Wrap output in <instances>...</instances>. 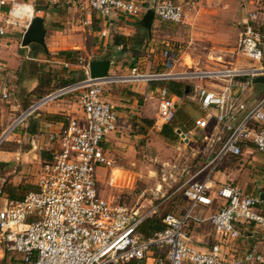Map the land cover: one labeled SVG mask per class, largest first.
<instances>
[{
	"label": "built area",
	"instance_id": "obj_1",
	"mask_svg": "<svg viewBox=\"0 0 264 264\" xmlns=\"http://www.w3.org/2000/svg\"><path fill=\"white\" fill-rule=\"evenodd\" d=\"M237 1L240 31L236 51L253 66L176 73L172 69L178 60L166 50L161 54L159 72L141 73L133 67L126 76L90 79L88 62L77 57L74 64L82 71L81 80L33 100L6 122L0 116L1 147L15 130L25 129L28 119L51 103L73 98L81 113V118L48 126L46 138L51 148L48 156L42 158L32 190L19 199H9L0 186V243L5 252L17 256L19 264H264V254L254 247L235 249L236 241L247 238L239 227L264 231L259 197L227 185L214 188L210 176L220 160L238 157L250 143L260 156L264 179V92L250 105L236 96L249 89L255 77L264 75V0ZM15 5L23 4L0 0V37L5 34L9 19L14 18L11 11ZM87 5L100 16L119 12L138 18L151 10L154 19L171 24L181 23L184 16L183 7L171 0H87ZM175 78L225 83L219 91L193 84L200 110L214 111L217 132L211 143L220 142L212 161L215 164L201 179L194 178L202 170L178 187L187 204L178 215L165 213L156 217L157 205L139 213L138 209L99 197L96 170L112 168L103 143L116 121L112 106L103 99V87L115 81L163 83ZM6 88L0 76L2 101L9 98ZM148 106L157 129L170 123L176 113V101L165 87L157 90L154 103ZM213 204L217 206L214 213L200 219L191 216L193 209ZM154 217L160 218L162 230L141 236L139 226ZM204 222L218 240L201 249L194 244L190 227Z\"/></svg>",
	"mask_w": 264,
	"mask_h": 264
},
{
	"label": "rangeland",
	"instance_id": "obj_2",
	"mask_svg": "<svg viewBox=\"0 0 264 264\" xmlns=\"http://www.w3.org/2000/svg\"><path fill=\"white\" fill-rule=\"evenodd\" d=\"M196 2L199 0L180 2L184 12L182 23L171 25L158 22L156 24L168 33V37L164 38V43H161L162 39L158 38L157 34L141 43L139 49L142 51L151 43V39H153L152 45H155L153 54L146 58L148 73L159 72L157 71L158 64H155V61H158L162 52L166 50L173 53L177 60H180L183 54L194 58L196 63L185 57L184 62L190 67L185 66L182 69L183 73L239 66L237 65L236 40L240 27H235L238 11L235 0H208L207 4L205 0H202L200 4L202 9L200 10ZM17 3L32 4L31 18L41 17L37 11H34L35 9H46L51 5L49 2L40 0L24 2L17 0ZM238 21L239 18L237 25ZM24 24L22 21L10 18L6 25V34L0 37V65L5 71L4 78L10 87L9 99H15V102L20 104L19 107L28 105L30 100L31 102L35 100V96L27 97L28 94H21L18 87L21 83L20 78L24 75V73H20V69L24 66L31 71L35 70L41 73L39 74L42 80L40 91L44 95L73 83L71 80L68 81V77H65L66 74L64 77H55L53 73L58 71L57 64L32 62L22 58L20 51L23 48L20 49L19 45ZM152 55L156 57L153 58ZM246 62L247 66L254 65L252 62ZM206 81V79H201L198 83L205 86ZM37 97L39 98V96ZM4 105L2 103L0 107ZM194 107L197 111L194 118L189 117L183 110L176 111L170 122L176 135L173 140L162 138L159 134L160 129L154 128L147 137L136 142L134 153L114 157L112 159L113 166L119 165L122 168L105 169L102 175L101 171L99 172V182L96 184L98 196L128 209H138L139 213L146 212L157 205L156 217H161L165 213L178 215L184 208L186 209L187 204L180 196L178 187L202 170L194 178L200 179L215 164L212 161L220 147V142L211 143V139L216 137L214 135L217 132L212 118V110L205 113L199 110L197 105ZM187 109L189 110V107ZM36 115L34 114L32 117ZM29 121L26 129L15 130L14 134L19 138L16 139L12 136L0 147V151L15 153L14 156L19 158L17 161H10L0 166V186L7 188L8 185H14L17 189L15 192L17 198L34 188L43 155L47 154L43 148L46 139L45 135L42 137L43 133L37 135L42 138L34 139L38 142H36L34 150L31 151L28 136V130L31 127ZM175 130H179L184 137L176 134ZM5 156L6 154H0V160ZM108 178L112 179V185L108 183ZM257 187V193L254 196L259 197L264 193V185ZM196 212L197 209H193L191 216L196 217ZM238 229L246 234L251 233L259 242H264V231L260 229L255 227L249 229L246 226H241ZM196 230L209 237L210 228L207 222L202 223L199 228L195 229V232ZM192 234L194 233L190 230L191 237ZM254 248L256 249V247ZM0 264H19L17 256L4 251L2 243H0Z\"/></svg>",
	"mask_w": 264,
	"mask_h": 264
},
{
	"label": "crops",
	"instance_id": "obj_3",
	"mask_svg": "<svg viewBox=\"0 0 264 264\" xmlns=\"http://www.w3.org/2000/svg\"><path fill=\"white\" fill-rule=\"evenodd\" d=\"M14 1L17 2V0ZM21 1L24 2L30 0ZM40 1H46L51 4L50 6H47L46 9L43 8L38 11V14L41 15L40 18H42L43 28L45 30L44 49L35 44H30L26 47H19L20 49L23 48L21 49L22 51H20L23 59L31 60L32 62L57 64L58 71H54L53 73L55 74V77H64V74H66L65 77H68V81L71 80V82H76L83 78L81 69L74 64L77 57H81L87 62L94 60H108L109 67L107 70V76L109 77L129 75L130 70L133 67H136L141 73L149 72L146 67V58L154 52L155 45H152L153 39H151V43H149L143 51L139 49L140 46L137 47L134 45L136 25H139V20L143 14L138 18H131L119 12H111L107 16H100L88 8L87 0ZM171 1L180 4L183 0ZM205 2L207 4L208 0H205ZM235 2L238 10L235 27H239L237 25V20L240 18V11L238 8V1L235 0ZM201 3L202 0L196 2L199 10L202 9L200 6ZM23 5L32 11L33 6L31 3H23ZM6 10L7 7L4 8V11ZM31 17L25 15V19L22 21L25 23L23 26V32L26 29ZM158 22L164 23L153 19L150 37L153 38L155 34H157V37L162 39L161 43H164V38L168 37V33L164 32L159 25H156ZM116 37H121V41L117 44H115ZM236 56L238 61L237 65H239L238 67L249 66L246 65L248 63L244 61L238 53ZM152 57L155 58L156 56L152 55ZM185 57H188L190 61L192 60L196 63L194 58L189 57L187 54H183L180 57V60L177 61V64L174 65L172 69L173 72L183 73L182 69H184L185 66L190 67V65L185 64ZM66 62L70 63L68 67L63 66ZM155 64H158L157 71H160L161 58L158 61H155ZM41 70L43 71L44 68L42 67ZM4 72L5 71L2 69L0 71V76L6 82V92L10 97V87L4 78ZM20 73H24V75L20 78L21 83L18 85L21 94H28L27 97L35 96L34 99H37V96L40 97L44 95L40 91L42 87L41 76H39V74H41L40 72L35 70L31 71L24 66L20 69ZM173 84H180L181 86L180 88H175L172 87ZM193 84L198 85L199 83L198 81L175 78L163 83L115 81L113 83L106 84L103 87V99L112 106L116 115L115 128L113 132L107 135L103 143L107 158L112 161L114 157L117 158L118 156L131 155L134 153L136 142L147 137L151 133L152 129L156 128L150 115L148 103H154L156 92L161 87H165L171 98L175 99L176 111L183 110L189 117H196L197 111L194 105L197 104L194 99L195 93ZM224 85L225 83L223 81L207 80L205 83V87L213 91L221 90ZM174 90L179 91V94H174ZM263 92V85L253 83L249 89H245L241 95L237 94L236 96L246 99L247 104L250 105L255 102L263 94ZM147 98H149V100H146ZM30 102L31 100L29 103ZM2 103L5 105L0 107V116L5 122L9 120V118L18 110L25 107H19L20 104L15 102V99L13 100L8 98L6 101L0 100V105ZM187 107H189V110ZM198 109L200 110L199 107ZM212 112L213 115L214 111ZM72 117L81 118V113L73 98H65L42 107L36 116L30 118V121L28 120L31 123V127H29L30 129L28 130L31 151L34 150L36 142H38L34 139H40L44 137V135L46 137V131L49 125L64 122L66 119ZM26 128L27 124L25 129ZM176 131L177 130H175V133ZM39 133H43L42 137H37ZM13 136L16 139L19 138L16 134ZM43 148L44 152H47V150L51 148V145L47 142V138L45 139ZM0 154H6V156L0 160L2 164L9 163L10 161H17L19 159L14 156L16 155L15 153L9 151L2 150L0 151ZM45 156H48V154H44L43 158ZM112 168L122 167L119 165L117 167L113 166L112 161ZM104 170L105 169L102 167L96 170L97 184L99 182V172L101 171L102 175ZM261 171L260 156L255 152L252 145L247 143L241 149V154L238 157L229 156L220 160L216 169L211 172L210 176L212 186L214 188H218L221 185H227L237 188L243 194L255 195L257 193V186L264 185V179ZM108 183L112 185V179L108 178ZM3 190L9 199L20 198H17L15 195L17 189L14 185H8L7 188L3 187ZM213 194L214 193L210 195L211 199L214 197ZM261 195L262 199H264V193ZM213 202L216 204L215 200H213ZM214 204L213 206H210L211 208L197 207L196 217L200 219L201 217L214 213L217 209V206ZM201 224L202 223L192 224L193 226L191 227V231L194 233L192 234V239L197 247L205 249L207 246L214 244L218 240V237L213 234L210 226L209 237L202 235L198 232V230L195 232V229L199 228ZM248 228L250 229L251 227ZM138 233L143 236L139 230ZM246 236L247 238L244 240L236 241L235 249L240 251L248 247H256L258 251H264V242H259V240L255 239L254 235L251 233H247Z\"/></svg>",
	"mask_w": 264,
	"mask_h": 264
},
{
	"label": "water",
	"instance_id": "obj_4",
	"mask_svg": "<svg viewBox=\"0 0 264 264\" xmlns=\"http://www.w3.org/2000/svg\"><path fill=\"white\" fill-rule=\"evenodd\" d=\"M153 13L151 10H147L139 20V26L146 32L147 37H150L151 24L153 22ZM42 18L33 17L30 19L26 29L22 33L20 39V46L26 47L30 44H35L44 49V35L45 30L43 28ZM88 76L90 79H102L107 76V70L109 67L108 60H94L88 62ZM253 83L264 86V75L255 77ZM180 135V131H176ZM262 199V195L259 196Z\"/></svg>",
	"mask_w": 264,
	"mask_h": 264
},
{
	"label": "trees",
	"instance_id": "obj_5",
	"mask_svg": "<svg viewBox=\"0 0 264 264\" xmlns=\"http://www.w3.org/2000/svg\"><path fill=\"white\" fill-rule=\"evenodd\" d=\"M41 9H35V11H40ZM134 40H135V46H140L141 43H144L148 40L145 31L140 28V26L137 24L136 25V35L134 36ZM119 41H121V37H116L115 39V44L119 43ZM136 47V48H137ZM180 84H173L172 87L175 88H180ZM174 94H179V91L174 90L173 91ZM178 96V95H177ZM173 128L170 125V123L163 125L160 128V135L162 138L164 139H168V140H173L176 135L173 132ZM0 166H3L2 163H0ZM258 209L260 211V213L264 216V199H262L258 205ZM163 225L160 222V218H152V219H147L146 221H144L138 228L139 232L144 236L147 237L150 234H152L153 232L162 230ZM19 261V260H18Z\"/></svg>",
	"mask_w": 264,
	"mask_h": 264
},
{
	"label": "bare ground",
	"instance_id": "obj_6",
	"mask_svg": "<svg viewBox=\"0 0 264 264\" xmlns=\"http://www.w3.org/2000/svg\"><path fill=\"white\" fill-rule=\"evenodd\" d=\"M30 12L29 8L24 5H15L12 7L11 15L16 21H23L25 15H28Z\"/></svg>",
	"mask_w": 264,
	"mask_h": 264
}]
</instances>
